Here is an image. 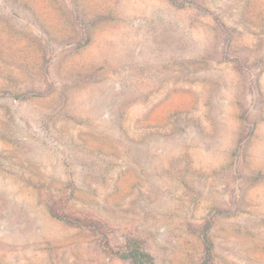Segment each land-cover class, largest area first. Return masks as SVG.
I'll use <instances>...</instances> for the list:
<instances>
[{
    "label": "rangeland",
    "instance_id": "1",
    "mask_svg": "<svg viewBox=\"0 0 264 264\" xmlns=\"http://www.w3.org/2000/svg\"><path fill=\"white\" fill-rule=\"evenodd\" d=\"M183 1L0 0V264H264V0Z\"/></svg>",
    "mask_w": 264,
    "mask_h": 264
},
{
    "label": "trees",
    "instance_id": "2",
    "mask_svg": "<svg viewBox=\"0 0 264 264\" xmlns=\"http://www.w3.org/2000/svg\"><path fill=\"white\" fill-rule=\"evenodd\" d=\"M170 1L178 7L179 6L181 7L185 4L183 0H170ZM219 26L222 28L223 33L225 32L226 42L229 44L230 38H229L228 27L224 26L221 23H219ZM234 61L236 64L241 65V60L238 57H236ZM12 96L16 99H24L28 96V94L27 93L14 94ZM242 117L245 124L244 129L246 130L245 137H249L253 130L254 124L249 121L247 115L243 114ZM71 194L72 192L69 191L66 194V196L63 197V201L62 199H60L62 202H59L56 199H52L48 205V211L50 215L57 220L63 221L72 226L80 227L88 231L92 235L99 236L101 240V244L105 247L106 251L110 254L117 255L118 252L115 251L113 247L110 245L106 232L102 229V227L99 224L88 219L87 217L79 216L64 210L62 203L68 200ZM211 223L212 220L208 218L205 224L202 226V228L198 231V235L201 238V242H202L201 264H214L212 259L213 244L208 234ZM121 257L128 259L129 264H153L152 256L143 248L142 243L139 239L128 240V242L123 248Z\"/></svg>",
    "mask_w": 264,
    "mask_h": 264
}]
</instances>
